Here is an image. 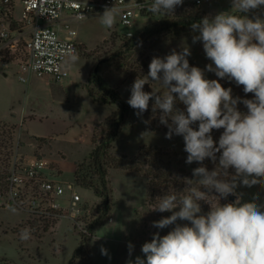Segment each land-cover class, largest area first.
Returning a JSON list of instances; mask_svg holds the SVG:
<instances>
[{"label":"rangeland","instance_id":"obj_1","mask_svg":"<svg viewBox=\"0 0 264 264\" xmlns=\"http://www.w3.org/2000/svg\"><path fill=\"white\" fill-rule=\"evenodd\" d=\"M186 3L188 2L184 1L181 6H177L174 13ZM199 7L204 17L211 18L219 12H230L232 3L231 0H204ZM21 10L22 5L17 1L14 16L18 20L21 19ZM174 13L165 15L162 12L157 14L147 10L127 27L120 25L118 15L111 27H105L98 16L103 12H96L84 21L75 22L79 50L75 55L76 60L72 57L68 59L70 76L61 82L67 84L61 85L53 82L48 76L37 75H31L28 83L19 82L17 63L13 58L5 57L0 53L2 67H12L10 70L6 69L10 72L8 76L1 73L0 67L2 154L15 152L21 140L22 145L17 150L18 155L44 156L50 161L53 158L81 160L79 159L81 152L86 147L82 143H70L71 134L76 137L83 133L94 143L95 134L98 133L97 140H100L103 129L100 127L95 130L96 125L104 123L114 112L120 111L119 105H105L92 101L87 85L96 68L113 87L120 91L126 104L131 96V86L135 79L137 77L146 79L153 57L163 58L173 49L179 52L183 47H188L191 52L187 57L190 66L205 70L206 65L212 62L207 59L202 42L193 43V37L198 33L192 29L181 30L165 26L169 25ZM256 16L264 19V6L254 10L248 17ZM129 33L131 36L128 35ZM134 39H137L139 47L128 52L127 48H131V40ZM125 57H128L126 62ZM145 61L148 63L147 73L143 68ZM49 78L51 83H47ZM205 78L218 77L213 72L205 70ZM64 85L68 86L64 87ZM152 90L161 94L167 91L159 82L149 80L144 86V91ZM153 103V100L149 101V108L143 113L142 118H138L135 114L137 110L128 105L129 117L114 144L112 153L134 157L145 147H160L172 155H177L181 160L186 159L183 137L174 135L170 140L165 138L168 129L159 122L160 110L155 114L152 112ZM11 111L17 116L14 118L15 121L20 119L21 114L26 113L24 121H27V126L24 130L21 126L9 122ZM45 117L49 119L46 120ZM143 120L149 123L145 124ZM60 174L62 180L67 184H73L85 203L97 212L96 215H99L102 199L95 200L91 196L94 195L93 193L74 183L71 167L65 170L64 176L61 171ZM119 175H125L123 182H119ZM109 179L112 189L113 186L116 187L115 194L113 189L112 209L104 219L103 225L95 226L94 230L90 231L91 234L86 235L88 251H85L83 257L74 258L73 264H127L129 258L134 261L136 256L143 257L141 247L145 242L151 241L154 233L159 232L163 236L174 227L173 225L158 229L152 226L153 221L167 217L171 213L152 211L155 206L150 204L148 179L144 175L112 170ZM237 191L243 194L245 202H251L254 195H259L257 203L264 204V187L259 184L251 188L239 187ZM234 200L235 197L230 195L227 200H220V203ZM178 210L177 208L174 211ZM201 210L203 214L209 211L202 206ZM26 215L25 210L0 208V264H71L74 250L80 241V234L82 235L77 227H73L71 220L65 218L58 233L55 234L57 230L50 229L41 239L32 235L31 230L33 231L38 225L33 226L34 220ZM178 223L187 222L178 221ZM40 226L42 229L43 224L41 223ZM25 228L30 229V238L21 240L20 233ZM129 243L134 246L131 257L128 254ZM102 247L107 250L108 255L101 253Z\"/></svg>","mask_w":264,"mask_h":264},{"label":"clouds","instance_id":"obj_2","mask_svg":"<svg viewBox=\"0 0 264 264\" xmlns=\"http://www.w3.org/2000/svg\"><path fill=\"white\" fill-rule=\"evenodd\" d=\"M183 3L184 0H152L149 11L173 14ZM231 3L230 12L205 16L191 24L198 33L193 43L202 42L212 62L206 65L207 72L243 86L245 94H253L252 99L234 98L232 88L223 87L217 79L205 78V70L190 66L188 47L179 52L173 49L163 58L153 57L146 79L137 77L131 86L127 103L137 110L136 116L142 118L153 100L152 112L160 110L159 122L168 129L165 138L182 136L188 154L186 163L201 166L193 169L197 179L187 180L188 195L156 198L159 202L152 211L171 215L153 221L152 226L174 227L163 236L154 233L151 241L141 247L143 257L136 256L134 261L129 258L127 264H264V204L257 203L259 195L245 202L237 191L239 187L258 184L264 187V19L242 15L264 6V0ZM234 10L240 14H234ZM118 13L114 6L105 7L98 16L105 27H111ZM149 80L159 82L167 91H144ZM177 102L185 110L177 108ZM241 103L247 112L239 110ZM196 124L198 130L193 127ZM214 129H223L218 143L211 134ZM206 158L216 165L212 171L203 165ZM230 168L234 174L229 173ZM193 182L200 187L192 186ZM230 195L234 201L220 203ZM209 197H214L216 203H211ZM201 201L210 204L206 214L202 213ZM20 238L29 239L30 229H22ZM133 248L129 243V257ZM101 253L108 255L103 247Z\"/></svg>","mask_w":264,"mask_h":264},{"label":"built area","instance_id":"obj_3","mask_svg":"<svg viewBox=\"0 0 264 264\" xmlns=\"http://www.w3.org/2000/svg\"><path fill=\"white\" fill-rule=\"evenodd\" d=\"M17 1L22 5L20 20L14 16ZM185 1L201 5L204 0ZM151 3L152 0H0V53L17 63L20 82L28 83L31 75H37L61 83L70 76L68 59L79 50L75 22L114 6L119 10L120 25L127 27L149 10ZM19 147L6 155L0 150V208L25 210L26 216L34 220L33 226L38 225L31 230L36 238L45 237L65 218L80 233L90 235V223L97 212L85 203L73 184L62 180L52 160L18 155Z\"/></svg>","mask_w":264,"mask_h":264},{"label":"trees","instance_id":"obj_4","mask_svg":"<svg viewBox=\"0 0 264 264\" xmlns=\"http://www.w3.org/2000/svg\"><path fill=\"white\" fill-rule=\"evenodd\" d=\"M187 2L188 3L184 4L183 7L176 10L169 25L165 26L181 30L191 29L192 23L198 22L204 17L200 12L199 5L194 2ZM253 11L242 15L250 17ZM234 14L240 13L236 11ZM138 44L137 39L131 40V48H127V51L131 52L135 48H138ZM124 60L126 62L128 57H125ZM143 68L145 69V73H147L148 63L146 61ZM216 79L219 80L223 87L232 88V95L234 98L237 96L242 99L253 98V94H245L243 86H237L234 81H229L227 78ZM87 90L94 102L103 103L105 105H119L120 107L119 112H114L104 123L96 125L95 130L103 127L100 140H97L98 133L95 134L93 147L88 155L76 161L74 183L82 189L91 190L96 197L102 199V209L95 220L90 223L89 230L92 232L95 226L103 225L104 219L107 218L112 209L113 189L109 179L112 170L134 172L144 175L148 179L150 204L154 206L159 202L156 198L163 195H176L178 199L184 195H188L189 185L187 180L197 179L193 177V169L201 165L197 162L187 164L186 159L181 160L177 155H172L160 147H145L134 157L112 153L114 144L128 120L130 107L123 101L120 91L113 87L99 71H94L91 74ZM176 107L185 110V106L179 102H177ZM238 108L241 112H247L246 107L242 103L238 105ZM193 127L198 130V124L193 125ZM222 132L223 129H214L211 133L214 141L217 143ZM217 157H219V153ZM203 165L206 166L209 171H212L216 167V165L207 158L203 162ZM229 173L234 174V169L230 168ZM192 186L197 188L200 187V185L195 182L192 183ZM209 201L213 204L216 203L214 197H209ZM200 204L205 210H210L209 203L201 201ZM87 243L88 237L83 234L80 235V241L74 250L71 264H73L74 258L78 256L83 257L85 251H88Z\"/></svg>","mask_w":264,"mask_h":264},{"label":"crops","instance_id":"obj_5","mask_svg":"<svg viewBox=\"0 0 264 264\" xmlns=\"http://www.w3.org/2000/svg\"><path fill=\"white\" fill-rule=\"evenodd\" d=\"M3 66V64L2 63H0V67H1V73L4 75V76H8L9 74H10V72H7V70L6 69H11V68H8V67H2ZM5 69V70H4ZM14 70V69H13ZM16 72H17V70H16ZM18 80H19V78H18ZM20 82V81H19ZM47 83H51V79L49 78L48 80H47ZM70 82H68V84H69ZM62 84H67V82H64V83H61V85ZM68 85H64V87H67ZM30 89V88H29ZM61 90H64L63 88H61ZM93 101V100H92ZM94 102V101H93ZM92 102V103H93ZM96 103V102H95ZM11 110H13V108L11 109ZM11 116L9 117L10 119H11V121H9V122H11L12 124H17V125H19V126H21V129H25L26 128V126H27V121L25 122L24 120H25V114L26 113H23V114H21L20 116H19V120L18 121H15V116H16V114H14V112H12L11 111ZM17 117V116H16ZM3 120H5V121H7L8 119H4V118H2ZM45 119L47 120V119H49L48 117H45ZM1 120V119H0ZM71 133H73V132H71ZM70 133V134H71ZM51 135V134H50ZM50 135H48V136H50ZM48 136H39V137H48ZM52 136V135H51ZM38 137V136H37ZM53 137V136H52ZM69 141H70V143H75V142H78V143H82L83 145H85V149H83V152H81V156H80V158L79 159H83V158H85L87 155H88V153L90 152V150H91V148L93 147V143L91 142V140L88 138V135H84L83 133L82 134H80L79 136H76L75 137V135H72L71 134V136L69 137ZM78 159H76L75 161H73V160H69V159H55V158H53V162L55 163V165H57L58 166V168L60 169V171L62 172V175L64 176V174H65V170L66 169H68V167H71V169H72V174H73V178H74V172H75V169H76V161H77ZM121 174V173H120ZM72 178V179H73ZM123 180H125V175H119V182H123ZM113 189H114V194L116 193L115 191H116V187L115 186H113ZM89 192H91V193H93L91 190H88ZM91 196H93L94 198H95V200H96V198H98V197H96L95 195H91ZM116 196V195H115ZM89 198H90V196H88ZM98 200L100 201L101 199L100 198H98ZM26 218V217H25ZM24 219V218H23ZM64 221V219H61L59 222H58V224L56 225V228H55V234L56 233H58V231H60V227H61V224H62V222ZM68 227V226H67ZM99 230H100V228L97 230V233H96V235L94 236L95 238L97 237V235H98V232H99ZM94 238V239H95ZM78 245V244H77Z\"/></svg>","mask_w":264,"mask_h":264},{"label":"water","instance_id":"obj_6","mask_svg":"<svg viewBox=\"0 0 264 264\" xmlns=\"http://www.w3.org/2000/svg\"><path fill=\"white\" fill-rule=\"evenodd\" d=\"M95 71H97V68L95 69Z\"/></svg>","mask_w":264,"mask_h":264}]
</instances>
